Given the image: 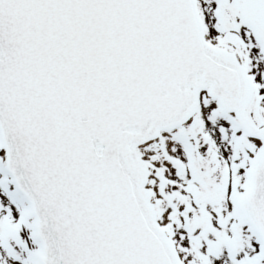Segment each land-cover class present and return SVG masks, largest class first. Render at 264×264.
<instances>
[{
	"label": "snow or ice",
	"instance_id": "1",
	"mask_svg": "<svg viewBox=\"0 0 264 264\" xmlns=\"http://www.w3.org/2000/svg\"><path fill=\"white\" fill-rule=\"evenodd\" d=\"M0 264H264V0H0Z\"/></svg>",
	"mask_w": 264,
	"mask_h": 264
}]
</instances>
